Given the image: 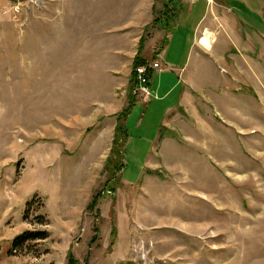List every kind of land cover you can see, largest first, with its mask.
I'll use <instances>...</instances> for the list:
<instances>
[{"label":"rangeland","instance_id":"374dc122","mask_svg":"<svg viewBox=\"0 0 264 264\" xmlns=\"http://www.w3.org/2000/svg\"><path fill=\"white\" fill-rule=\"evenodd\" d=\"M165 1L0 0V264H264V0Z\"/></svg>","mask_w":264,"mask_h":264},{"label":"trees","instance_id":"16d2710c","mask_svg":"<svg viewBox=\"0 0 264 264\" xmlns=\"http://www.w3.org/2000/svg\"><path fill=\"white\" fill-rule=\"evenodd\" d=\"M171 1L172 0H166L164 3V12H163V14L165 13V11L168 9V4L169 3H171ZM154 23H161V19L158 17V18H156V19H154V21H153ZM165 24V26L164 27H166V29H168V28H170V26H171V23L168 21V22H165V23H163L162 25H164ZM139 51L141 52L142 51V47H141V40H140V44H139V48H138V54L137 55H135V57H134V59H133V61H132V72H131V79H133L134 80V68L137 66V65H140V64H145L146 62H147V59L145 58V57H143L142 55H141V53L139 54ZM156 55V54H155ZM154 55V56H155ZM154 56H152V57H154ZM151 70L152 69H148V71H147V77H150L151 76V74H150V72H151ZM149 79V78H148ZM132 88V87H131ZM132 101H134V100H132ZM135 102V101H134ZM134 102H132V104L134 103ZM126 111H127V109H126ZM126 111H122V112H120L119 114H118V116H117V123H116V126H115V132H114V135H113V138H112V140H113V143L117 146V144H119V146L121 145L120 143H118L119 141H122L123 142V140L125 139V137H126V128H125V126H122V123H120L121 122V120L123 119V117H124V115H125V113H126ZM109 162H116V161H111V160H108ZM107 162V161H106ZM98 197L99 196H94V197H92V200H91V202H90V204H89V207L90 206H93L94 204H95V202H96V200L98 199ZM94 230L96 231L97 229H95L94 228ZM42 235V234H41ZM67 264H78L77 263V261L74 259V257L70 254V253H68L67 254Z\"/></svg>","mask_w":264,"mask_h":264},{"label":"built area","instance_id":"2783aa9c","mask_svg":"<svg viewBox=\"0 0 264 264\" xmlns=\"http://www.w3.org/2000/svg\"><path fill=\"white\" fill-rule=\"evenodd\" d=\"M158 67H160V65L156 62V61H152V62H146L145 64H140L137 65L134 68V78H135V84L136 89L139 92H142L143 94H145V97L147 98L148 95V77H147V71L148 69H157ZM136 95V94H135Z\"/></svg>","mask_w":264,"mask_h":264},{"label":"crops","instance_id":"0c3cea01","mask_svg":"<svg viewBox=\"0 0 264 264\" xmlns=\"http://www.w3.org/2000/svg\"><path fill=\"white\" fill-rule=\"evenodd\" d=\"M209 2H211V4L213 5V6H215V3H214V0H208ZM218 5L220 6V8H223V5H222V0H219V2H218ZM217 6V5H216ZM205 30V32L207 31V33L209 34V36H214V30L212 29V25H204L200 30H199V32L201 31V30ZM198 33V32H197ZM196 33V34H197ZM201 37H206L207 39H208V37H207V34H201L200 36H198V39H197V42H196V38H195V42H196V44H199V45H201L202 47H204V49L205 50H209V51H211L212 50V42L213 41H209V44H208V46H205V45H202V44H200L199 43V39L201 38ZM241 38H239V40H240ZM209 40V39H208ZM232 40V39H231ZM161 41V40H160ZM229 44H233V43H229ZM233 45H235V44H233ZM143 51V50H142ZM199 52H201V51H199L198 50V53H196V55L198 54L199 55ZM117 56V55H116ZM143 57H145L144 55H142ZM122 65V66H121ZM161 67V66H160ZM116 69L117 70H123V63H121V64H118L117 63V61H116ZM125 69V68H124ZM161 69V68H160ZM159 69V70H160ZM118 73V72H117ZM115 80V79H114ZM119 81H121V80H117L115 83H117V82H119ZM183 84H185V82H183ZM184 89H185V87H183V94L185 95L186 93L184 92ZM147 99V98H146Z\"/></svg>","mask_w":264,"mask_h":264},{"label":"bare ground","instance_id":"6f19581e","mask_svg":"<svg viewBox=\"0 0 264 264\" xmlns=\"http://www.w3.org/2000/svg\"><path fill=\"white\" fill-rule=\"evenodd\" d=\"M199 43L202 44V45L208 46L209 40L206 37H201L199 39Z\"/></svg>","mask_w":264,"mask_h":264},{"label":"water","instance_id":"95a60500","mask_svg":"<svg viewBox=\"0 0 264 264\" xmlns=\"http://www.w3.org/2000/svg\"><path fill=\"white\" fill-rule=\"evenodd\" d=\"M113 189H114V188H113V187H111V188H109V190H108V191H109V192H112V191H113Z\"/></svg>","mask_w":264,"mask_h":264}]
</instances>
